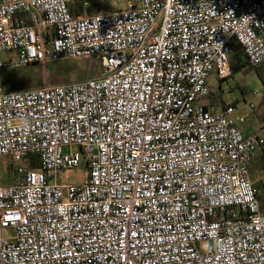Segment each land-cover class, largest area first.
<instances>
[{"label":"built area","instance_id":"2783aa9c","mask_svg":"<svg viewBox=\"0 0 264 264\" xmlns=\"http://www.w3.org/2000/svg\"><path fill=\"white\" fill-rule=\"evenodd\" d=\"M69 1L0 0V70L101 71L0 92V163L16 164L0 182V264H264L249 175L264 130L244 136L234 106L198 103L210 72L230 76L234 41L264 64V0H109L78 16ZM80 161L87 174L61 183Z\"/></svg>","mask_w":264,"mask_h":264},{"label":"rangeland","instance_id":"374dc122","mask_svg":"<svg viewBox=\"0 0 264 264\" xmlns=\"http://www.w3.org/2000/svg\"><path fill=\"white\" fill-rule=\"evenodd\" d=\"M116 3V2H115ZM107 0L108 8L113 9L116 4ZM119 8L125 6L124 0H117ZM7 53H0L1 59H6ZM230 58V56H229ZM91 60V61H90ZM80 60H60L47 67L39 64H29L26 66L13 67L0 70V92L17 91L21 89L34 88L32 82L63 84L73 81H82L87 78L96 77L100 74L97 61L94 59ZM93 66V69H90ZM264 67V64L262 65ZM208 88L207 95L199 100L200 105L207 107L209 111H214L221 106H234L237 114L247 119V123L256 124L253 118L254 113L264 116V86L258 77L255 69L242 67L233 70L232 74L223 79H218L214 71L210 72L205 80ZM257 92L254 94V92ZM253 104V108L249 104ZM245 129V126H243ZM243 135L251 131L261 133V130H240ZM264 153V152H263ZM262 152L255 154L250 168V178L260 176L264 173V158L261 159ZM16 164H11L7 157L0 163V179L15 173ZM87 174V168L83 161L71 169H62L57 173V178L61 183L79 181L83 175Z\"/></svg>","mask_w":264,"mask_h":264},{"label":"trees","instance_id":"16d2710c","mask_svg":"<svg viewBox=\"0 0 264 264\" xmlns=\"http://www.w3.org/2000/svg\"><path fill=\"white\" fill-rule=\"evenodd\" d=\"M82 1L84 0H70L69 1L68 8L72 15L78 16V15H83V14L102 13V12H106L109 10L108 8L109 6L107 5V0H85L87 1L88 6L84 8L82 7ZM87 60H90V59H87ZM262 65L258 67L249 66L239 43L236 41L232 43L231 54L229 58L230 75L235 69H240L242 67H250V68L255 69L258 77L260 78L264 86V69L262 68ZM90 69H93V66ZM31 84L35 87H40L44 85V80L42 79L40 82L39 81L32 82ZM263 152L264 150L262 151L261 159L264 158ZM23 164L26 168H31V169H37L39 167L37 160L33 156H30V155H27L23 158ZM15 178H16V175L15 173L12 172L11 175L1 178L0 182L2 184L3 183L8 184L12 182ZM259 198L260 197L258 196V199Z\"/></svg>","mask_w":264,"mask_h":264},{"label":"crops","instance_id":"0c3cea01","mask_svg":"<svg viewBox=\"0 0 264 264\" xmlns=\"http://www.w3.org/2000/svg\"><path fill=\"white\" fill-rule=\"evenodd\" d=\"M262 68L264 69L263 66H262ZM263 99H264V97H263ZM253 118L255 119V121H258L256 124H254L252 122L247 123V119L245 118L243 123H238L237 124L238 129L239 130H245V129L246 130H261V131L264 130V116L260 117L259 114L254 113ZM243 126H245V129L243 128ZM252 133H259V132L251 131V132H249L248 134H246L244 136H247V135L252 134ZM262 175H264V173ZM262 175L254 177L252 179L254 181V183H255V187L257 188V190L259 192V195H261V193L264 191V188L261 186V183L259 181V178Z\"/></svg>","mask_w":264,"mask_h":264}]
</instances>
